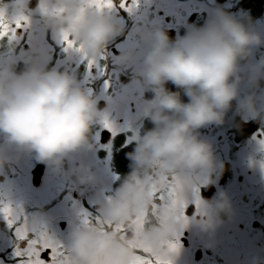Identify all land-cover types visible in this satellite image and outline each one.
Here are the masks:
<instances>
[{"label":"clouds","instance_id":"obj_1","mask_svg":"<svg viewBox=\"0 0 264 264\" xmlns=\"http://www.w3.org/2000/svg\"><path fill=\"white\" fill-rule=\"evenodd\" d=\"M43 7L49 26L62 37L68 33L89 62L100 59L120 34L105 11L112 7L92 0H44ZM141 40L137 82L152 93L142 101L141 118L152 127L137 133L135 147L127 154L131 171L101 206V223L72 229L66 264H132L136 242L169 257L167 245L182 226V213L168 211L170 205L158 199V192L174 185L173 199L183 204L201 177L223 169L200 129L224 124L233 101L242 119L264 124V107H257L255 94L264 80V57L253 62L264 35L251 23L215 7L202 24L190 25L174 40L160 28L142 33ZM169 83L177 91L170 90ZM102 119L96 99L75 74L34 62L20 72L13 65L0 67V172L25 152L61 168L72 154L94 150L92 128ZM259 163L264 168V159ZM77 172L82 184L95 180L84 164ZM198 203L197 223L206 231L216 230L231 210L223 193L215 201ZM137 217L143 218L142 225L136 224ZM109 224L126 225L127 235Z\"/></svg>","mask_w":264,"mask_h":264},{"label":"flooded vegetation","instance_id":"obj_2","mask_svg":"<svg viewBox=\"0 0 264 264\" xmlns=\"http://www.w3.org/2000/svg\"><path fill=\"white\" fill-rule=\"evenodd\" d=\"M257 1L112 0L113 7L105 11L120 34L109 42L100 59L90 63L78 45L68 48L62 34L49 26L42 9L44 0H0L9 20L28 17L19 28L12 24L15 39H0V67L13 65L20 72L27 62H34L46 69L69 71L91 92L103 116L92 128L94 150L72 154L61 168L38 162L25 152L0 172V208L7 205L18 214L10 226L0 213V264H29L28 240L38 238L41 232L67 252L72 229L83 225L85 219L89 225L95 223L101 206L130 173L127 154L135 147L137 133L152 127L141 118L142 101L152 97L137 82L141 34L160 28L174 40L190 25L202 24L215 7H222L241 22L242 14L251 12L255 15L251 25L259 31L256 22L264 16V7L258 12ZM261 57L264 46L254 49L253 62ZM167 87L177 91L171 83ZM245 91L242 86L241 95ZM255 94L257 107H264V80ZM200 133L212 143L223 169L201 177L197 190L190 192L178 209L182 226L173 240L178 248L172 264H264V168L259 163L264 159V124L242 119L237 101H233L224 124L200 129ZM81 164L90 168L93 182H79ZM222 193L227 195L231 210L216 230L206 231L197 223L201 219L198 201H215ZM164 195L161 202L170 205L172 198L167 192ZM25 222L28 240H18L16 228ZM39 259L53 264L51 249L40 251Z\"/></svg>","mask_w":264,"mask_h":264},{"label":"snow or ice","instance_id":"obj_3","mask_svg":"<svg viewBox=\"0 0 264 264\" xmlns=\"http://www.w3.org/2000/svg\"><path fill=\"white\" fill-rule=\"evenodd\" d=\"M92 2L109 8L113 7L112 0H92ZM121 6H124L123 3L121 4ZM42 9L44 12H47V9H45L43 5ZM21 21L27 22L28 17L20 15L15 17L14 20H9L6 15L5 9L3 7H0V39H3L5 37H7L9 40L15 39V28L12 27V24L14 23L15 27L19 28L22 26ZM63 40L67 43L68 48L74 47V41L68 38V33L63 34ZM106 126H108L107 123ZM261 143L264 144V141H262ZM164 192H167V196L169 198H172V202L170 204V207L168 208V211L178 213V209L182 206V203L173 199L175 195V186L173 185L169 187L166 191H159L158 199L160 201L165 200ZM0 213H3L10 226L14 224L18 218V214L14 213L13 209H11L7 205L0 208ZM135 222L137 225H142L144 221L143 218L137 217L135 219ZM95 223H101L100 218H98ZM84 224H89V221L85 219ZM109 226L113 227L114 230L120 232L121 234L127 235L128 230L126 225L109 224ZM28 231L29 229L26 222L20 224V226L16 228V236L18 240H28ZM134 246L136 247L137 252L132 259V264H172L171 256H173L178 248V244L176 242H169L167 245L169 250V257H164L153 254L146 245L140 242H136ZM49 248L51 249L53 264H66V251L62 249L61 245L48 237L44 232H41L38 238L28 240V248L26 250V254L31 258L29 264H44V262L39 259L40 251ZM138 252L142 254H138ZM16 254L18 256L21 255L20 250H17Z\"/></svg>","mask_w":264,"mask_h":264},{"label":"rangeland","instance_id":"obj_4","mask_svg":"<svg viewBox=\"0 0 264 264\" xmlns=\"http://www.w3.org/2000/svg\"><path fill=\"white\" fill-rule=\"evenodd\" d=\"M254 21H255V15L252 14L251 12L247 11V12H244L242 14V22L253 24ZM256 23L258 24V26H260V28L258 29L259 30L258 32H260L261 35H264V16L263 15H262V17L260 16ZM1 51H2V49H1Z\"/></svg>","mask_w":264,"mask_h":264},{"label":"trees","instance_id":"obj_5","mask_svg":"<svg viewBox=\"0 0 264 264\" xmlns=\"http://www.w3.org/2000/svg\"><path fill=\"white\" fill-rule=\"evenodd\" d=\"M263 7H264V0H258L257 1V10H258V12H261Z\"/></svg>","mask_w":264,"mask_h":264}]
</instances>
